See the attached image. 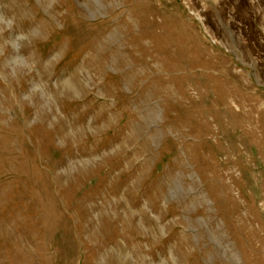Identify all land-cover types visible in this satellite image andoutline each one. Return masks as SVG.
Wrapping results in <instances>:
<instances>
[{
    "label": "rangeland",
    "instance_id": "1",
    "mask_svg": "<svg viewBox=\"0 0 264 264\" xmlns=\"http://www.w3.org/2000/svg\"><path fill=\"white\" fill-rule=\"evenodd\" d=\"M0 264H264V0H0Z\"/></svg>",
    "mask_w": 264,
    "mask_h": 264
}]
</instances>
